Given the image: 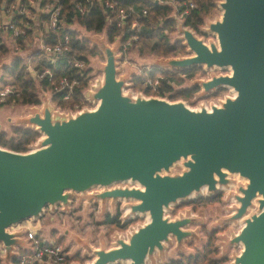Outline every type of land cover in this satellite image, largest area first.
Returning <instances> with one entry per match:
<instances>
[{
	"label": "water",
	"instance_id": "water-1",
	"mask_svg": "<svg viewBox=\"0 0 264 264\" xmlns=\"http://www.w3.org/2000/svg\"><path fill=\"white\" fill-rule=\"evenodd\" d=\"M221 16L207 22L216 41L207 43L175 14L187 55L159 59L165 67L185 70L195 65L229 68L200 80L202 93L229 87L232 95L191 107L183 100L135 95L124 91L132 70L118 74V44L103 34L84 37L98 46L102 75L84 91L92 107L63 112L47 95L41 105L17 120L41 134L34 148L17 151L0 146V242L4 263L15 244L25 245L23 229L9 227L39 218L45 207L66 211L74 192L105 203L132 199L125 217L146 221L113 237L114 245L84 247L94 256L87 264H152L164 256L171 236L176 245L194 235L187 226L196 218L165 214L171 204L213 194L238 182L237 204L227 220L242 218L240 229L225 241L241 244L230 264H264V0H220ZM157 61L154 63L157 64ZM4 66V65H3ZM2 66V67H3ZM180 162L179 171H171ZM129 180L135 185L111 184ZM93 186L100 190L89 191ZM194 197V196H193ZM257 204L256 210L248 212Z\"/></svg>",
	"mask_w": 264,
	"mask_h": 264
},
{
	"label": "rangeland",
	"instance_id": "rangeland-1",
	"mask_svg": "<svg viewBox=\"0 0 264 264\" xmlns=\"http://www.w3.org/2000/svg\"><path fill=\"white\" fill-rule=\"evenodd\" d=\"M220 0H214L213 6L209 9L203 11V22L198 26V30H193L197 36L201 37L209 43V41H216L215 33L208 30L207 22L214 20L221 16L222 9L219 6ZM172 7V6H171ZM173 9V7H172ZM173 15V12L170 13V17ZM174 21V20H173ZM175 23V29L169 30L167 27L163 29V32L166 33L171 42L178 40L184 45V51L179 52L173 56H159L152 52H149L145 47L143 50L139 48L141 44L137 42L132 48L121 51L118 58L119 72L118 74H123L126 70L131 69L132 74L130 73L129 79H127V85L124 88V91H131L135 95L137 92H141L146 96L154 95L159 97H164L169 100H183L187 105L191 107H198L201 103H210L216 102L219 98H223L225 95H232V90L229 87L220 86L213 90H209L207 93H202V86L200 80L209 78L211 74L226 73L229 72V68H206L204 65H195L197 69L192 72H185L179 68H169L165 67L158 63L159 59H164L167 57H177L183 56L190 53L188 47L185 45L183 39L179 38V31L177 29V22ZM86 34H93L90 31L82 30L81 35L84 37ZM101 35V34H100ZM106 36V35H105ZM86 39V38H85ZM87 40V39H86ZM7 40V42H9ZM89 46L95 47L98 50V53L88 56V62L85 64V70L89 68V77L90 82H94L96 78L101 77V70L96 68L97 62L104 61V56L102 50L93 45L91 40H87ZM8 51L5 53L0 52V74L4 66L8 65L15 55L21 54L24 58L29 56L31 51L34 49L32 47H26L20 49H15L10 45H7ZM29 60V59H28ZM158 60V61H157ZM157 61V64L154 63ZM4 65V66H3ZM3 66V67H2ZM193 66V67H195ZM150 67L161 68L164 70H169L176 79L179 81L168 80L171 89L164 90L162 92L151 88V92L144 93L141 90H138L136 87L131 86L133 76L143 73V70L149 69ZM192 68V67H191ZM188 68V69H191ZM187 70V69H185ZM161 76V80L164 79V74L158 73L155 76H147L144 78V83L148 86L146 80L147 78H154ZM1 83V82H0ZM161 84V83H160ZM184 91H188L184 94ZM40 104L45 95L50 97L49 92L41 90L38 88ZM51 99V98H50ZM52 102V101H51ZM77 103V102H76ZM53 104V102H52ZM54 105V104H53ZM33 105L20 104V103H5L0 106V130H6L7 134H12L11 125L12 124H22L18 122V118L25 113L29 112V107ZM92 107L93 104L89 103L86 105ZM27 126V125H25ZM41 135V134H40ZM39 138V137H38ZM38 138L29 144L28 150L34 148L37 144ZM27 151V150H26ZM182 168L180 162L175 163L171 171L176 172ZM234 180L230 182L229 186L222 187L218 192L209 194L206 190H203L201 196H214V200L209 202H191L193 199H196V195H192L188 200H179L176 203L170 205L166 210L165 214L170 218L179 216L180 214H191L196 219L191 222L187 227L194 230L195 234L189 237H186L182 241V245L177 246L174 236H171V241L167 243V247L164 252L163 257H159L157 252L155 264H163L167 262L170 258H178L180 255H188L195 253L196 249H201L203 245L207 242L209 233H213L212 243L216 247V252L212 253L213 257L216 258H225L223 264H230L232 261V255L238 253L241 244H231L226 245V239L232 234L237 232L242 226V218L236 220H227V216L233 211V207L237 202L233 197V192L237 191L238 182L244 183V179L238 175H234ZM135 185L136 183L129 180L115 182L111 185ZM101 186H93L89 191L100 190ZM86 193L74 192L70 207L66 211H61L57 207L54 211H46L39 219H34L33 224H37L41 227L42 231L48 233L50 229L55 228L54 231L58 234H53V236L62 237L61 243L65 246L67 251V258L62 264H87L92 258L93 254L84 247L85 245L90 244L92 247H98L103 242L106 247L114 245L113 237L117 234L126 233L127 230L135 228L137 224L143 223L146 221L145 215H134L125 217V204L128 201H133L132 199H119L116 202H112L110 198L106 199L105 203L101 201L91 199L86 204ZM194 196V197H193ZM257 204L255 203L249 207L248 212H253L256 210ZM118 215L119 222H126V226H109L108 224L103 223L107 214ZM117 264H129V261H120ZM148 264H152L148 261Z\"/></svg>",
	"mask_w": 264,
	"mask_h": 264
},
{
	"label": "trees",
	"instance_id": "trees-1",
	"mask_svg": "<svg viewBox=\"0 0 264 264\" xmlns=\"http://www.w3.org/2000/svg\"><path fill=\"white\" fill-rule=\"evenodd\" d=\"M196 6L185 15L184 22L187 26L193 30H198V26L203 22L202 13L206 9H209L214 4V0H195ZM128 4H138L140 6L147 7V15L140 22L137 33L139 34L138 40L134 43L139 42L141 46L139 48L143 50L145 47L149 52H152L159 56H173L179 52L184 51V45L175 40L171 42L163 29L167 27L169 30L175 29V23L170 17L172 7L169 4H162L153 0H126ZM64 10L67 11L68 15L76 13L73 9V4L70 0H63ZM79 24L82 25L86 30L100 32L106 27L105 12L97 5H94L90 10L80 16L78 14ZM117 31L114 25H107L106 35L109 41H112L114 33ZM68 33L70 36V48L65 53L58 56L54 63L47 62L44 58L41 50L34 49L29 54V62L31 65L38 69L43 70L44 68H50L52 71V77L40 78L38 76L31 75L26 59L21 55L17 54L11 60V62L4 66L2 73L0 74V91L6 85H11L14 89L13 92L8 93L3 102L5 103H20L28 105L40 104V98L38 88L47 91L50 94L51 101L55 106L61 109H68L74 106V103L79 105L89 104V101L84 97L83 93L90 84L89 68L84 70L83 74H80V69L74 65L73 61L78 59L84 63L88 62V56L98 53L97 48L89 46V42L79 36L75 29L63 28L59 31V34ZM55 37L54 34L47 35L45 40ZM2 36L0 33V52L5 53L8 51L6 43L1 42ZM17 43L20 44L21 48H26V44L23 38H18ZM197 69V66L191 69L184 70L185 72H192ZM158 73L164 74V79L161 80V85L158 91L162 92L165 89H171L168 80H175L169 70L161 68L150 67L144 69L143 73L133 76L131 86L138 88L144 93L151 92V88L144 83V78L147 76H155ZM67 77L68 80L78 78V83L74 84L69 88L60 84V79ZM180 79L177 77L176 79ZM188 91H184L186 94ZM66 96V97H65ZM12 134L8 135L6 130H0V146L17 150L26 151L30 143L35 141L40 133L34 127L25 126L22 124L11 125ZM214 196L198 197L193 199L191 202H209L214 200ZM118 215L107 214L103 223L109 226H126V222L120 223ZM55 234V232H52ZM62 237H58V241L61 242ZM213 233H209L207 242L201 249H196L195 253L188 255H180L178 258H170L163 264H223L225 258H216L212 256V253L216 252V247L212 243ZM67 258V257H66Z\"/></svg>",
	"mask_w": 264,
	"mask_h": 264
},
{
	"label": "built area",
	"instance_id": "built-area-1",
	"mask_svg": "<svg viewBox=\"0 0 264 264\" xmlns=\"http://www.w3.org/2000/svg\"><path fill=\"white\" fill-rule=\"evenodd\" d=\"M76 13L68 15L63 8V0H0V33L1 42L10 45L15 49H20L17 43L18 38H23L27 47H35L41 50L47 62L54 63L59 55L65 53L70 48V36L68 33L59 34L63 28L75 29L79 36L82 30H86L79 24L78 14H86L94 5L99 6L105 12L106 27L100 32L90 31L93 34L106 35L107 25H114L117 31L113 35L110 45L118 44V53L126 51L135 45L139 34L137 33L140 22L148 13L147 7L138 4H128L126 0H70ZM162 4H169L173 7L172 12L177 17L185 19V15L190 9L196 6L195 0H153ZM89 31V30H86ZM55 37L45 40L50 34ZM4 37V38H3ZM6 37V38H5ZM7 42V40H9ZM74 65L80 69V74L85 70V64L81 60H74ZM28 69L33 76L40 78L52 77L50 68L38 70L31 63H27ZM78 78L68 80L67 77L60 79V84L71 88L78 83ZM148 86L158 90L161 85V76L147 78ZM91 84V82H90ZM89 84V85H90ZM11 85H6L0 91V106L5 96L13 92ZM66 97V96H65ZM89 103H91L89 101ZM54 104V103H53ZM92 104V103H91ZM88 104L79 105L74 103L72 108L61 109L63 112L81 110ZM88 107V106H87ZM61 208L57 205L56 208ZM48 209V210H47ZM45 207V212L49 208ZM47 210V211H46ZM44 212V213H45ZM33 218H28L20 223L10 226L11 230L23 229L21 236L25 240V245L15 244L14 256L11 257L9 264H62L67 257L65 246L58 240L44 237L39 234L32 224ZM4 248L0 242V264L4 263Z\"/></svg>",
	"mask_w": 264,
	"mask_h": 264
},
{
	"label": "crops",
	"instance_id": "crops-1",
	"mask_svg": "<svg viewBox=\"0 0 264 264\" xmlns=\"http://www.w3.org/2000/svg\"><path fill=\"white\" fill-rule=\"evenodd\" d=\"M4 38V37H3ZM6 38V37H5ZM34 49H35V47H33ZM29 56H27V58L25 57V59H26V61H27V63H29V58H28ZM4 105V104H3ZM61 210V209H60ZM61 211H63V210H61ZM55 212V211H54ZM42 216V215H41ZM40 216V217H41ZM39 217V218H40ZM39 218H37V219H39ZM33 221H34V218H33ZM33 224V223H32ZM33 226L37 229V231H38V233L39 234H42L44 237H47V238H52V239H55V240H57L58 239V237H59V235H57L58 237H55V236H53V234H52V232H55V234L57 233L58 234V232H56V231H54L55 230V228H52V229H50V231L48 232V233H46V232H44V231H42V229H41V227L38 225V223L37 224H33Z\"/></svg>",
	"mask_w": 264,
	"mask_h": 264
}]
</instances>
